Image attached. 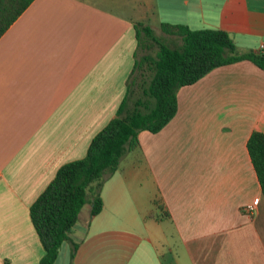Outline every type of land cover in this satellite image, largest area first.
<instances>
[{
  "label": "crops",
  "instance_id": "crops-1",
  "mask_svg": "<svg viewBox=\"0 0 264 264\" xmlns=\"http://www.w3.org/2000/svg\"><path fill=\"white\" fill-rule=\"evenodd\" d=\"M160 22L264 51V0H32L0 35V264H39L29 206L115 115L137 59L134 24L158 35ZM252 131L264 133V70L252 62L180 86L174 115L138 131L101 184L100 210L84 203L52 264H264Z\"/></svg>",
  "mask_w": 264,
  "mask_h": 264
},
{
  "label": "trees",
  "instance_id": "trees-1",
  "mask_svg": "<svg viewBox=\"0 0 264 264\" xmlns=\"http://www.w3.org/2000/svg\"><path fill=\"white\" fill-rule=\"evenodd\" d=\"M31 1L0 0V35ZM134 29L137 48L153 43L154 55L144 54L134 60L115 115L92 137L83 157L57 168L29 206L30 222L43 249L39 264H52L61 243L70 241L69 232L86 201L91 204L89 216L98 213L102 182L118 168L123 155L137 147L138 131L154 133L174 115L180 86L193 83L214 67L239 60H248L264 70V51H239L221 29L192 30L184 24L160 22L162 33L179 38V44L173 47L148 25L135 23ZM137 69L142 70V77L147 71V78H142L136 96L132 83ZM245 146L264 197V133L252 131ZM74 247L72 243L70 257Z\"/></svg>",
  "mask_w": 264,
  "mask_h": 264
},
{
  "label": "rangeland",
  "instance_id": "rangeland-1",
  "mask_svg": "<svg viewBox=\"0 0 264 264\" xmlns=\"http://www.w3.org/2000/svg\"><path fill=\"white\" fill-rule=\"evenodd\" d=\"M161 32V31H160ZM158 33V35L157 36H159V38L163 41V42H165L167 45H169L170 47H173V46H177L178 45V41L177 40H166V39H164V38H162V37H164L163 35H161V33L159 34V32H157ZM162 34H164V33H162ZM142 39H145V37L142 35V36H140ZM176 38V37H175ZM176 39H178V38H176ZM179 40V39H178ZM150 46L149 47H147V46H140L139 48H137V58H139L140 56H142V55H144V54H148V55H154V52H155V50H156V46H155V44H153V43H150L149 44ZM143 67H144V65H143ZM142 67V68H143ZM141 71L142 70H136L135 72H134V74H133V83H132V89L133 90H135V95L137 96V95H139V93H140V85H141V81H142V78L143 79H146L147 78V71H145V74H144V76L142 77L141 76ZM143 71H144V68H143ZM134 95V96H135ZM89 195L90 194H88L87 195V198H89ZM88 206H84L83 207V210H86V209H84V208H87Z\"/></svg>",
  "mask_w": 264,
  "mask_h": 264
},
{
  "label": "built area",
  "instance_id": "built-area-1",
  "mask_svg": "<svg viewBox=\"0 0 264 264\" xmlns=\"http://www.w3.org/2000/svg\"><path fill=\"white\" fill-rule=\"evenodd\" d=\"M262 49H263V46H260L259 50H262ZM257 201H258V199L254 198L250 203L242 206L241 210L246 214H250L254 210V208L257 204Z\"/></svg>",
  "mask_w": 264,
  "mask_h": 264
}]
</instances>
